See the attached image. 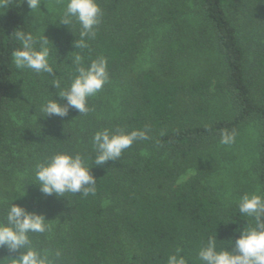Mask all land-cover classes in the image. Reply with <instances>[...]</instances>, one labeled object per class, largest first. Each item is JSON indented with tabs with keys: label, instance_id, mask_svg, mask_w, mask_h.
<instances>
[{
	"label": "trees",
	"instance_id": "16d2710c",
	"mask_svg": "<svg viewBox=\"0 0 264 264\" xmlns=\"http://www.w3.org/2000/svg\"><path fill=\"white\" fill-rule=\"evenodd\" d=\"M97 3L101 20L84 48L72 46L81 31L75 19L59 24L65 0L33 12L26 0L0 9V221L13 196L25 193L13 203L50 225L29 233L31 247L55 264H167L177 247L188 264H200L197 252L210 236L229 247L248 222L238 201L223 203L216 193L225 155L243 144H221L222 130L236 139L251 129L248 173L264 196V0ZM19 30L52 43L56 77L15 69ZM75 55L85 66L105 57L108 82L88 98L87 114L44 117L41 105L59 100L53 79L66 88L77 75ZM137 61L148 63L136 70ZM104 129L147 130L149 138L97 166L92 136ZM61 152L89 164L95 195L45 196L34 185L35 165ZM190 170L193 177L178 184ZM8 257L17 253L0 248V259Z\"/></svg>",
	"mask_w": 264,
	"mask_h": 264
},
{
	"label": "clouds",
	"instance_id": "9594fccd",
	"mask_svg": "<svg viewBox=\"0 0 264 264\" xmlns=\"http://www.w3.org/2000/svg\"><path fill=\"white\" fill-rule=\"evenodd\" d=\"M11 0H0V9L9 7ZM31 12L40 10L42 0H26ZM102 16L97 0H65L63 15L59 24L69 26L75 19L81 28L79 40L73 42V48L86 47L85 37L94 36L95 27ZM20 47L11 53L15 69H31L37 74L47 73L53 77L54 70L50 64L52 43L42 34L34 35L31 31L14 32ZM65 60L67 57L64 58ZM57 63V60L55 61ZM77 75L70 84L62 87V79L54 78L52 88L59 89L57 99H47L40 108L44 117H65L70 109L79 114H87L89 97L95 96L108 82L107 59L99 56L87 66L80 55L71 58ZM59 101H64L60 103ZM147 130L124 132L122 129L110 131L104 129L92 136L95 152L92 164L104 165L108 161H117L122 152L137 141L147 140ZM235 142V134L222 130L220 143L231 145ZM89 164L79 154L56 153L46 162H38L34 168L36 184L45 196L63 197L65 193H80L83 197L95 195L96 178L91 174ZM25 195V193H24ZM23 195V196H24ZM23 196L14 195L7 214L0 221V248L9 253H17V258L0 259V264H55L47 251H37L31 247L29 233H45L50 225L42 214L27 211L16 205L13 200ZM239 213L247 218L246 226L239 230L235 238H230L229 247H219L217 237L210 236L197 252L200 264H264V196L256 193H245L237 202ZM23 250V251H22ZM182 249L177 247L167 257V264H188L181 255ZM61 253L57 251L55 257Z\"/></svg>",
	"mask_w": 264,
	"mask_h": 264
},
{
	"label": "rangeland",
	"instance_id": "374dc122",
	"mask_svg": "<svg viewBox=\"0 0 264 264\" xmlns=\"http://www.w3.org/2000/svg\"><path fill=\"white\" fill-rule=\"evenodd\" d=\"M48 4L49 0H42L40 7L46 9ZM209 59L215 60V56L210 57ZM145 63L148 62L137 61L138 67H135L136 70H139V67H142ZM240 140L241 142L243 141V144L238 142L237 145L242 147L232 150L231 153L229 151L228 155H225L226 159H224V162L222 163L224 169L218 173L214 182L217 196L226 204L239 201L240 197L245 193L257 194L254 181L250 173H248L250 170L251 143L253 141V134L250 128L242 131L235 139L236 142ZM193 175L194 172L192 170L187 171L180 178L178 184L186 182L193 177Z\"/></svg>",
	"mask_w": 264,
	"mask_h": 264
}]
</instances>
